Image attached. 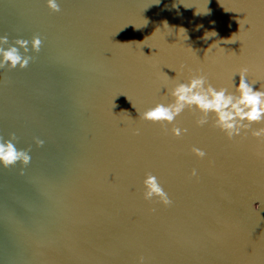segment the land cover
<instances>
[{"label": "water", "instance_id": "1", "mask_svg": "<svg viewBox=\"0 0 264 264\" xmlns=\"http://www.w3.org/2000/svg\"><path fill=\"white\" fill-rule=\"evenodd\" d=\"M55 2L0 0V49L31 57L0 67V144L30 157L0 161V264H264V120L229 139L194 106L139 117L194 74L264 91V0Z\"/></svg>", "mask_w": 264, "mask_h": 264}, {"label": "clouds", "instance_id": "2", "mask_svg": "<svg viewBox=\"0 0 264 264\" xmlns=\"http://www.w3.org/2000/svg\"><path fill=\"white\" fill-rule=\"evenodd\" d=\"M47 2L53 10L59 11V6L55 0H47ZM0 40L7 42V37H0ZM28 43L29 41L24 39L15 41V44L23 47L25 52L28 51ZM41 44L42 40L38 36L32 38L31 46L33 49L39 51ZM0 55L3 56L0 67H3L5 63H10L13 68L17 64L23 68L28 65L31 58L22 56L16 46H10L7 50L0 49ZM246 72L247 69H244L238 74L240 77L238 85L234 83L233 77V86L239 95L228 93L225 88L217 90L204 75L194 74L186 83H177L168 92L174 98L171 103L167 105L156 103L154 107L149 108L142 114L140 113L139 117L153 122H160L161 126L165 127L166 123L164 122L171 124L185 108L191 109L194 106L203 113V116L197 120L198 125L203 126L206 124L209 113H214V125L225 132L229 139H232L234 136H239L242 129H249L252 122L264 120V91L253 89L252 84H249L245 79ZM187 132V128L179 126H173L171 129V133L175 137H180ZM135 134L139 135L140 130L136 129ZM252 135L257 138H264V127L252 130ZM191 151L200 159L207 156V153L200 147L193 146ZM21 157L25 164L30 160L28 154L23 151L18 152L12 143L0 144V161H3L5 165L12 164ZM190 175L192 177L198 176L197 169L193 168ZM143 185L145 200L151 201L155 197L165 207L173 205L174 201L162 187L156 175L151 172L146 173ZM151 211L155 212L156 209L153 208ZM139 264H144L143 256L139 258Z\"/></svg>", "mask_w": 264, "mask_h": 264}]
</instances>
